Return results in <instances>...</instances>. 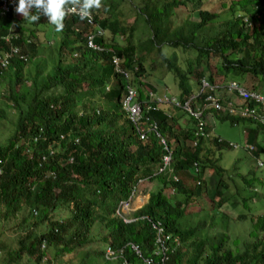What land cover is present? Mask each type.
Masks as SVG:
<instances>
[{"label":"trees","instance_id":"trees-1","mask_svg":"<svg viewBox=\"0 0 264 264\" xmlns=\"http://www.w3.org/2000/svg\"><path fill=\"white\" fill-rule=\"evenodd\" d=\"M188 1L142 0L132 8L136 16L132 24L121 20L126 14L119 12V3L102 0L103 7L96 10L93 19L110 39L104 35L94 37L104 48L101 52L88 48L87 34L93 26L77 17L65 18L67 27L62 33L54 29L37 39L34 30L16 23V37L7 43L0 39V52L17 46L28 57L26 62L13 58L7 70L0 73V80L7 79L10 84L7 99L12 102L18 118L14 134L0 146V221L28 209L35 219L33 228L44 225L42 233L29 230L30 234L18 241L21 248L16 259L26 251L41 263L47 250H53L54 256L72 252L82 248L91 239L94 227L101 225L107 232L103 238L105 243L115 248L125 247V258L130 264H144V258L154 256L157 235L150 219L162 223L166 233L178 240L179 246L173 245L176 250L170 256L180 264H264V214L254 221L251 219L252 230L241 244L238 238L230 245L228 233L213 238L215 243L210 234L202 236L200 225L189 222L186 212L192 202L200 198L217 200L218 208L225 204L235 206L226 196L229 184L224 181V175L227 170L208 147L233 150L239 146L215 135L212 119L229 120L232 124L248 121L256 125L246 128L247 145L253 146V150L245 151L263 172L256 160L264 154V146L257 142L258 130H264V125L252 118L233 117L213 110L214 118L208 119L212 136L196 137L197 146L192 147L196 124L192 116L172 105L151 110L147 115L159 123L173 150L172 174L154 176L163 155L160 141L153 134L142 141L122 108L127 82L116 74L111 60L115 56L122 60V68L130 71L140 98L145 99L150 89L155 91V88L152 81L147 80L151 71L145 65L142 49L149 55L162 46L193 48L196 52L186 68L177 63L176 55L166 58L162 54L168 70L179 78L180 92L176 96L180 101L192 92L191 78L197 79L198 84L203 77L212 82L241 79L237 82L246 88L264 93V10L253 9L264 0L244 4L241 13L245 15L241 16L234 13V5L243 3L231 2L229 12L232 14L227 19L201 10L204 0H196L198 8L193 11H198V21L184 20L172 28L174 10ZM243 17L248 18V24L243 22ZM140 18L145 26L140 27L144 34L138 46L135 33L139 30L136 23H140ZM14 21L12 13L1 15L0 34L8 33ZM212 28L219 32L212 35ZM197 33L201 36H195ZM56 35L61 40L57 52L52 51L50 58L58 62L49 65L48 60L37 57L38 48L45 47L43 41L49 40L48 36ZM116 37H121V42ZM212 56L221 58L217 72L223 74L224 79L220 81L209 73ZM247 74L256 78L257 83L252 87L246 86ZM169 107L174 108V114ZM257 110L259 114L264 113L260 104ZM49 146L55 149L51 157L48 156ZM43 155L47 156L45 161H42ZM249 173L254 176L253 172ZM173 176L178 177V182H173ZM208 177L210 188L205 179ZM147 178L159 182L160 186L151 193L148 203L135 212L138 220L126 224L116 214L119 204L129 199L140 180ZM194 179L197 182L192 181ZM243 179L246 181L245 177ZM171 187L176 190L168 197L166 192ZM60 209L67 211L66 219L54 218ZM239 217L244 218V215ZM131 245L138 246L141 254ZM100 253L104 254V250ZM123 260L113 262L122 264Z\"/></svg>","mask_w":264,"mask_h":264},{"label":"rangeland","instance_id":"rangeland-1","mask_svg":"<svg viewBox=\"0 0 264 264\" xmlns=\"http://www.w3.org/2000/svg\"><path fill=\"white\" fill-rule=\"evenodd\" d=\"M105 1L107 3H119V12H124V14H126V18H121V20L132 24L135 23L136 16L132 8L137 7L141 0ZM208 2L209 0H204L202 6L203 10L213 11V9H215L217 12L221 13L218 14L221 19H227L229 17L228 10L231 5H227V0H223L221 4H217L215 8ZM222 4L225 6V9L223 10L221 9L223 7L221 6ZM190 10L191 6L189 4L187 6H179L176 8L174 10L175 15L172 18V28L179 26L183 20H188L191 23L197 22V12L187 14V12ZM43 20L45 19L42 18V21L37 23V25H40L42 28L44 27L46 29L44 34L54 32V29L47 25L45 23L46 21ZM138 21L140 23L137 22L136 27L139 30L137 33H135V36L136 39H138L137 45L139 46L142 43V34H144V32L141 33V30L143 29L140 27L145 26V21L141 18ZM22 22L26 24V26L29 25V21L24 20V18L22 19ZM216 32L219 31L212 28V35H215ZM146 33L148 34V31ZM195 36L201 35L197 33ZM106 37L109 38L110 35L108 34ZM47 38L50 39L43 41L45 47L38 48L40 55L37 57H43L45 60H48L47 64L49 65L52 63L56 64L58 59H52L50 56L52 51L54 53L57 52L58 42H60L61 37L59 35L53 37L55 40H57V42L50 36ZM116 38L121 42V37ZM160 48V50L156 49L149 55L144 49H142L144 51L142 52V57L146 58L145 65L147 69L151 71V76L147 80L152 81L151 85L155 88L154 92L157 95L168 94L176 96L180 92V87L178 85L179 78H176L175 75L168 70L167 65L164 63L162 57L165 56L166 58H169L174 54L178 58L177 63L183 68H186L187 63L194 60L196 52L194 53L195 50L193 48L188 50L182 48H172L168 46H162ZM162 54L164 56H162ZM69 61H72V58ZM219 61H221V58L218 56H212L209 58V73H211L214 79L217 81L224 79V75L217 72V69H220L221 67ZM28 66L30 67V65ZM151 66H154L153 70L151 69ZM200 69L201 67H198V70ZM27 77H29L28 73ZM246 77L248 79L246 86L252 87L257 83L256 78H251L248 74ZM236 80L241 82V79ZM190 85L192 92L196 91L198 89L197 79L191 78ZM9 88L10 84L8 83L7 79L0 80V146L5 145L8 142L9 137L14 134L16 129V121L18 120L16 109L12 106V102L7 99ZM168 110L174 114L173 107H169ZM212 116L214 118L213 111L210 118ZM182 117L185 118L186 114ZM212 120H214L212 126L215 135L222 136L228 142L239 146L237 149L233 150L217 149L210 146L208 147L213 150L215 158L220 160L219 164L227 170V173L224 175V181L229 184V189L226 190V196L231 198L230 203H235V206L231 207L230 204H225L221 208H218L215 203L217 200L215 202H211L210 199L200 198L195 199L192 202L193 205L189 206L186 209V212L189 216V222L195 223L194 226L200 225L199 233L202 236L210 234L212 242H216V239L213 238L220 237L221 234L228 233L231 238L229 240L230 245H232L233 241L238 238L241 239V244V242L246 239L250 230H252V223L255 218L258 215L264 214V186L261 180H255V178H259L260 170L255 165V159L245 151L248 149L245 133L246 128H254L256 125L248 121L232 124V122L229 120ZM257 142L262 143L264 146V130L262 129L258 130ZM260 158L264 160V154H261ZM249 171L254 173L253 177L250 176ZM212 174L213 173H211V175ZM243 177H245L246 181L243 179ZM205 179L208 180V185L210 188L212 185L210 177ZM192 181L197 182L195 179ZM153 182L155 181L144 182V184L141 185L140 191L138 193L140 195H149L151 191H157L159 186L156 183L152 185ZM249 184L250 187H247ZM147 185L149 186L146 187ZM150 187L151 189H149ZM166 195L168 197H172V194L169 190L166 192ZM242 199H245L246 201L243 202ZM148 201L149 198L146 199V204ZM145 205L140 204L139 200L137 203H135L134 208L139 210ZM239 215H244V218H240ZM67 216V211L62 209L58 210L54 214L55 219H66ZM251 219H253V221H251ZM34 221L35 219L30 215V211L28 209L10 217L6 221H0V264H115L113 261L105 260L103 253L99 254V252H103V250H105L108 245L103 241V238L107 236V232L101 225L100 227L98 225L94 227L95 229L93 232H91V239H89V241L82 248L75 249L69 253H61L57 256H54L53 250H47L45 254V260H43L41 263H38L34 257L27 255L26 251L22 253L20 259H16L15 257L18 249L21 248V245L18 244V241L23 239L24 235L30 234L31 232H36L39 234L43 232L44 225L33 228ZM189 226H191V224H189ZM229 229L230 232H227ZM8 259L10 260L8 261Z\"/></svg>","mask_w":264,"mask_h":264},{"label":"built area","instance_id":"built-area-1","mask_svg":"<svg viewBox=\"0 0 264 264\" xmlns=\"http://www.w3.org/2000/svg\"><path fill=\"white\" fill-rule=\"evenodd\" d=\"M16 7L17 0H0V16H4L8 13H16ZM257 9H259V7H257ZM69 15L79 16L75 13H70ZM84 20L93 26V29L87 34L88 48L97 52L104 51V48L99 45V43L94 41V37H102L105 34V31L95 24L96 22L93 19V14L91 16V20ZM244 20V22L248 23L247 18ZM14 30V23H12L10 31L6 34H0V39L6 40V43L10 42L12 38L16 37V35L13 34ZM13 58H17L25 62L28 61V57L25 54H22L20 47L11 46L8 51L0 52V73L9 67ZM111 62H113L116 74L122 76L127 82L121 104L126 115L136 127L140 139L142 141H146L149 139V135L153 134L157 137L162 146V159L154 176L172 174L171 166L173 163V150L171 149L168 137L162 132L159 123L147 115V113L151 110H155L166 105H172L181 107L190 116H192L196 121L192 147L197 146V140H195L196 137L212 136L213 129L209 127L208 119L213 110L232 115L233 117L252 118L264 125V113H257L258 104L262 106L264 111V93L256 90H250L237 81L231 80L229 82H212L207 78H202L198 84V89L191 92L189 95L184 96V101H180L179 98L174 95H157L151 89L148 97L141 99L136 84L131 80L132 74L130 71L122 68V60L115 56ZM108 88L109 87H107V89ZM223 98L229 100L224 102ZM250 101H254V104L251 105ZM61 139H63V135H61ZM248 149L253 150V146H249ZM54 153L55 149L49 146L48 156L51 157ZM46 159L47 156L43 155L42 161H45ZM257 165L258 167L264 169L263 160L258 159ZM168 179L171 180V178ZM149 180L150 178L140 180L138 185L133 189L129 199L120 202L116 214L126 224H131L138 220L134 216L137 211L134 208V205L139 200L140 204H146L145 197L140 195L138 192L140 191L141 185ZM172 180L173 182H178V177L173 176ZM175 190L176 189L174 187H171L170 191L172 195ZM35 214H37V212ZM143 219H148V217H143ZM148 220L152 223L153 228L157 230V235L154 241V256L144 258V264H180L178 261L172 260L170 256L175 253L176 250L173 245L176 244V247L179 246L178 240L173 238L171 234L166 233L165 227L162 223H154L152 220ZM45 246L46 244L44 243L42 248L44 249ZM131 246L137 251V253L141 254L138 246ZM104 257L108 261H115L123 258L124 260L122 261V264H130L125 258V247L115 248L107 245L104 250Z\"/></svg>","mask_w":264,"mask_h":264},{"label":"clouds","instance_id":"clouds-1","mask_svg":"<svg viewBox=\"0 0 264 264\" xmlns=\"http://www.w3.org/2000/svg\"><path fill=\"white\" fill-rule=\"evenodd\" d=\"M101 7H103L102 0H17L16 13L13 14L15 21L12 23H14L15 28L16 23H18L17 20H22L24 18V20L33 23L39 21L41 16H44L50 24L55 26V30L59 32L64 28L65 18L77 17L80 20H91L92 14L93 17L94 14H96L93 10H99ZM257 7H259V9H257ZM253 9L255 11L264 10V3H258L256 6H253ZM70 13H75L80 17L75 15L70 16ZM236 15L241 16L245 14L238 13ZM245 18L247 17L242 18L243 22ZM95 24L97 25V23ZM13 34L15 35L14 32ZM107 35L105 31L104 36L106 37ZM143 196L146 197L145 194Z\"/></svg>","mask_w":264,"mask_h":264},{"label":"crops","instance_id":"crops-1","mask_svg":"<svg viewBox=\"0 0 264 264\" xmlns=\"http://www.w3.org/2000/svg\"><path fill=\"white\" fill-rule=\"evenodd\" d=\"M142 1V0H141ZM223 0H209V4L211 5V6H213L214 8L216 7V5L217 4H221V2H222ZM250 1H253V0H227V5H231V2H235V4L236 3H243V4H240V5H238V6H235L234 5V9H235V14H238V13H241V12H243L244 11V9H243V5L244 4H249L250 5ZM204 2V1H203ZM203 2L201 3V5H200V9L201 10H203L202 9V6H203ZM190 5L191 6V10L189 11V12H187V14H191V13H194V12H198V11H193V9H197L198 8V4H197V2H196V0H189L184 6H187V5ZM183 6V5H182ZM221 6H223L221 9L223 10V9H225V6L222 4ZM117 7V6H116ZM119 5H118V9H119ZM208 11V10H207ZM95 12H96V10H95ZM210 12H214V13H218V14H221L220 12H217L215 9H213V11H210ZM228 12H229V10H228ZM232 13L231 12H229V14H228V16H230ZM42 18H44L45 20H43V21H46L45 23L47 24V25H49V26H51L53 29H55V26L54 25H52V24H50L48 21H47V18L46 17H44V16H41V18H40V20H42ZM224 18V17H223ZM184 21V20H183ZM17 22H18V24H20V25H22V27H24V28H26V29H28V30H34L35 31V33H36V36H37V39H40L39 38V36H42V35H45L44 34V31L46 30L44 27L42 28V26H40V25H37V23L38 22H33V23H30L29 22V25H27L26 26V24H24L23 22H22V20H17ZM66 25L64 24V28L63 29H66ZM64 30H62V31H59V32H63ZM34 41L36 42V38L34 39ZM245 133H247L246 131H245ZM260 173V175H259V179L261 180V182H262V184H263V186H264V172L263 171H260L259 172ZM154 183H156V184H158V186H160V183L158 182H153L152 183V185H154ZM149 185H147L146 187H148ZM146 187H145V189H146ZM152 187V186H151ZM151 187L149 188V189H151ZM150 193H152V191L150 192ZM149 193V195H146V197H145V199H147V198H150V194Z\"/></svg>","mask_w":264,"mask_h":264}]
</instances>
